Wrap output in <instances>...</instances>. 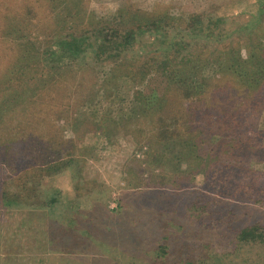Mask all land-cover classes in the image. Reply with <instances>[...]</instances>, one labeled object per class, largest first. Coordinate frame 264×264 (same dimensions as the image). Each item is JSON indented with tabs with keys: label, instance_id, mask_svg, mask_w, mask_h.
Listing matches in <instances>:
<instances>
[{
	"label": "rangeland",
	"instance_id": "374dc122",
	"mask_svg": "<svg viewBox=\"0 0 264 264\" xmlns=\"http://www.w3.org/2000/svg\"><path fill=\"white\" fill-rule=\"evenodd\" d=\"M119 26L137 37L121 58L44 65L63 35ZM182 73L204 94L180 95ZM158 100L181 141L157 138ZM2 113L23 132L0 144V192L22 198L0 197V264H264V240L238 239L264 234V0H0ZM43 143L76 162L32 207Z\"/></svg>",
	"mask_w": 264,
	"mask_h": 264
},
{
	"label": "trees",
	"instance_id": "16d2710c",
	"mask_svg": "<svg viewBox=\"0 0 264 264\" xmlns=\"http://www.w3.org/2000/svg\"><path fill=\"white\" fill-rule=\"evenodd\" d=\"M193 22H198L201 23V18L197 16V18L191 19ZM154 23H152L153 25ZM160 26L157 24V27ZM187 27H190L193 29V25L191 22L186 25ZM129 26H124V27H117V28H112V29H106V28H97V29H92L91 32L88 30H83L82 32L77 33H68L63 35L62 38H60L58 42V47L54 50H51L45 54V57L43 59L44 65L46 67H53L54 65H63L64 62L68 63L70 60L74 59L76 61L79 57L85 56V48H93L94 47V57L95 59H98V61L101 62H106V61H111L113 59H119L121 58L122 54L129 49L134 44V41L136 40V35L134 34V30L131 28H128ZM140 25L136 26V29L139 28ZM200 32L202 31V28H199ZM194 32V30H193ZM84 33H90L92 34L95 39L97 40V43L95 46H92L89 43H86V40L88 38L83 37ZM82 35V36H81ZM173 74H175V69L173 70ZM187 74L182 73V76H180L179 81L177 80V83L180 85L179 88L181 89L180 95H182L184 98L187 97H195L199 98L201 95L204 94V89L208 86L209 80L208 77H201L199 82L191 80V77L188 78L186 76ZM189 79V83L187 82ZM163 104L162 101L158 100L157 106H156V111H157V121L160 123V129L158 130L157 133V138L159 140H164L167 141L169 138L173 137L172 133L168 131V126H165V120L168 119L167 117L169 115H164L163 113ZM172 125H175V122H172ZM6 121V116L5 113L0 114V144L3 146L7 141H11L14 139L16 136L21 135L23 132L22 130H16L14 132L9 131V125H7ZM15 128V127H14ZM185 128H188V130L191 128L188 124V126ZM7 132V134L3 135L4 132ZM178 133V132H177ZM42 135V134H41ZM39 135L38 137H40ZM181 135L175 136L174 141L176 140L177 137ZM179 141H181V138H177ZM173 141L172 145L175 148L176 143ZM184 142V140H182ZM44 146H35L37 151L34 153V161L37 164V166H41V169L38 171V173L33 177L30 181L32 183V188L30 190V206H42L43 202H46V206H52L53 204L56 203V198H49L48 200H42L41 198V190H40V179L43 178L44 176H48L49 174L51 175L53 172H59L63 169H66L67 166L73 164V162H76V158H74V155H70V153L66 154V159L64 161L60 160L62 158L63 154H59V152L52 150L53 148L49 145V143H43ZM50 149V152L54 153L57 156V159L51 158V154L48 155L47 151ZM7 150V148H6ZM172 151V150H171ZM63 153V152H62ZM84 153V152H83ZM171 153V152H170ZM84 157V154H82ZM91 157V154H90ZM159 162V160H157ZM78 162V161H77ZM45 165V166H44ZM65 167V168H63ZM77 171H80L79 168H77ZM46 171V173L44 172ZM35 179L38 178V181ZM36 184H33V183ZM8 192V193H7ZM1 191L0 192V197H2V200L7 201V204L9 203H19L21 198V194L19 193H14L9 194L11 192L9 191ZM32 198V199H31ZM238 239L242 242H261L264 240V234L261 231V229L258 227V225H251L244 227L240 232Z\"/></svg>",
	"mask_w": 264,
	"mask_h": 264
}]
</instances>
